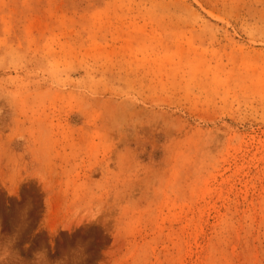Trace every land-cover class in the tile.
Listing matches in <instances>:
<instances>
[{"label":"rangeland","instance_id":"rangeland-1","mask_svg":"<svg viewBox=\"0 0 264 264\" xmlns=\"http://www.w3.org/2000/svg\"><path fill=\"white\" fill-rule=\"evenodd\" d=\"M0 264H264V0H0Z\"/></svg>","mask_w":264,"mask_h":264}]
</instances>
